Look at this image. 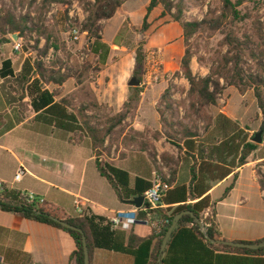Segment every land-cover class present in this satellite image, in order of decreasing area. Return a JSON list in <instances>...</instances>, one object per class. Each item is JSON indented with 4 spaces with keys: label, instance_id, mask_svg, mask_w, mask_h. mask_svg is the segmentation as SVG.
<instances>
[{
    "label": "crops",
    "instance_id": "1",
    "mask_svg": "<svg viewBox=\"0 0 264 264\" xmlns=\"http://www.w3.org/2000/svg\"><path fill=\"white\" fill-rule=\"evenodd\" d=\"M133 1L137 0L124 2L113 19L101 22L105 34L102 43L110 48V54L114 48L127 51V47L115 45L117 37L126 25L137 30L141 28L146 9L152 0H146L142 10L139 6L132 5ZM162 11L161 6L157 7L152 13L151 21ZM108 28L111 30L109 40L106 37ZM148 42L151 46L149 50L161 52L165 68L175 64L176 69H180L185 54V42L179 24L172 23L160 27L157 32L149 35ZM22 55L14 52L13 43H0V70L5 61L12 60L15 72L20 73L26 59L31 56ZM97 59L100 61L98 57ZM123 61L115 70V74L121 79L131 76L128 74L130 65L128 71L122 74L120 68ZM108 72L106 69L101 74L105 76ZM4 82L0 77V185H4L8 191H23V179L16 182L17 174L14 178H8L2 173V168L9 162L14 165L16 173L24 169L26 174L33 175L45 185V189L32 193L43 197L48 204L61 207L71 218L79 219L75 212V203L78 201L85 205L89 216L106 219L119 211L139 210L138 215L144 211V206L137 209L129 205L128 201L123 202L107 179L99 173L93 142L84 132H65L66 136L59 140L53 139V134L48 136V130L39 127L33 136L45 138L46 142H49L46 147L54 150L61 142L60 147L66 148L67 154L56 160L53 168H39L41 176L32 173L27 161L17 152L22 151L23 154L30 147L21 142L11 148L5 137L18 128L35 125L39 120L49 125L51 130L57 127L48 124L43 117L37 120V115L27 109L23 114L17 103L9 104V93L3 86ZM166 89V83H161L159 93H153L152 90L140 93L137 107L121 126L114 128L113 134L106 137V150L99 157V161L128 172L132 188L136 178H143L152 183L156 174L171 184L169 195L164 198L156 212L164 210L172 214L179 207L193 206L209 198L211 207L204 210L201 217L209 215L210 219L214 220L222 241H263L264 190L261 189L260 179L264 176V169H261L264 167V137L263 143L258 145L248 163L241 168L238 166L244 145L252 143V138L263 126V117L256 99L254 98L253 104L248 105L246 99L250 93H238L241 96L239 102L232 100L233 95L237 93H223L218 104L207 109L211 122L206 128L205 123L200 120L196 125L174 124L167 117L169 113L173 114V111H161L164 108L161 104L165 101ZM60 94V99H69L71 108L75 111L90 100V93ZM91 94L104 113L116 117L124 111L133 93H124L123 90ZM187 95L188 93H175L173 98H186ZM251 107L253 111L249 109ZM172 108L177 109L175 106ZM180 110L182 113V108ZM93 113L91 110L86 112L89 116ZM142 144L146 147L144 150L141 149ZM194 173L196 181L191 186ZM233 182L235 186L226 197L225 194ZM191 189L197 199L184 202L185 195L190 197ZM236 196L238 200L233 201ZM214 212L215 216L212 218ZM154 216L149 215L145 220H139L129 231H120L125 233L127 245L137 248L142 241L153 235ZM156 246L155 241L152 253H155ZM74 251L75 243L69 234L0 209V264H77L71 259ZM96 251L97 259L94 257ZM165 252L161 255L160 251L156 264H161ZM91 264H134V259L129 255L95 249L92 251ZM257 264H264V257L259 258Z\"/></svg>",
    "mask_w": 264,
    "mask_h": 264
},
{
    "label": "trees",
    "instance_id": "2",
    "mask_svg": "<svg viewBox=\"0 0 264 264\" xmlns=\"http://www.w3.org/2000/svg\"><path fill=\"white\" fill-rule=\"evenodd\" d=\"M128 0H96L94 4H89V17L87 23L83 26V33L89 37V48L94 57H98L102 63H106L110 48L102 43L100 36L102 21L111 20L115 17L117 11ZM220 8L218 10H209L208 15L201 21H184V2L174 3L172 0H152L146 9V16L139 33L144 36L154 34L162 26L177 23L183 30L185 47L199 32L209 33L210 37L216 34L222 36L220 46L223 48L219 55L212 60L210 73L206 77H197L193 74L191 65L193 54L189 48H185V54L181 61V68L184 71L185 78L190 84L189 98L193 100L192 109L196 110L202 120L210 125L211 117L208 110L216 106L222 98L223 93L228 88H235L241 95L248 91H253L259 110L263 117L264 129V22L261 17L252 16L250 13H243L241 7L245 0H219ZM51 3H58L60 6V20L65 24L68 19V9L70 3L64 0H44V6ZM161 6L162 13L151 21L154 10ZM30 17L18 18L10 9H0V43H10L9 35H17L18 38H27L29 34L36 33L38 38H45L47 45L39 55L34 58L29 56L20 73H16L13 68L12 60L3 63L0 70V77L5 81L4 88L9 95V104L17 103L21 107L25 106L28 112L46 119L48 124L56 125L57 129L71 134L86 133L93 142V149L97 156V168L99 173L107 179L116 194L123 202L131 201L137 197L144 196L145 192L152 187V183L143 178H136L134 187H131L130 174L109 163H101L99 157L104 150L105 139L113 134L116 126H121L127 116L137 107L141 88L132 89V96L126 103L124 111L116 117L105 116L104 122L98 119L97 110H103L98 105L92 94L89 95L85 106L75 111L72 109L68 98H61L58 91H51L49 87L62 88L66 83L77 79V76L71 72L62 73L54 68H47L43 58L48 54L49 43L53 39V34L38 26L30 27ZM244 25L246 28L237 29L238 25ZM127 26V25H126ZM123 28L115 45L122 47L121 41L124 38ZM145 42H141L137 49L136 68L134 74L142 75L140 66L142 64L143 48ZM39 40L36 42L34 51L38 50ZM58 45V44H57ZM53 45L56 51L59 46ZM30 47H26L29 52ZM61 64V63H60ZM58 66V64H57ZM89 70V68H85ZM78 76H84L82 69ZM48 87V88H47ZM167 94V93H166ZM165 97V96H164ZM167 109L172 110V105L168 104ZM94 113L89 116L87 111ZM99 122V123H97ZM101 122V123H100ZM145 145H141L144 150ZM149 148V147H148ZM258 149V145L248 143L240 154L238 166L241 168L248 163L250 156ZM153 157V154H151ZM236 178V176H235ZM196 181L195 173L193 175L191 186ZM171 185V184H169ZM261 189L264 190V176L260 179ZM235 182L227 190V197L233 190ZM171 191V190H170ZM167 193L166 197L169 195ZM188 199L196 200L191 189L190 197L185 195L184 202ZM211 207L209 198H205L195 205H187L177 208L172 214L168 211H150L144 205V211L139 213L138 219L145 220L149 215H155L153 224L157 229H153V235L142 241L137 248L126 244V235L120 231H113L108 220L103 217L85 216L84 218L74 219L69 217L66 212L53 204L29 205L20 196V192L8 191L5 189L0 193V209L7 213H12L23 217L24 219L47 225L59 229L71 236L75 243V251L71 259L77 264H85L83 235L78 231H73L63 227L60 222L81 229L86 237L90 252V264L93 250H104L109 252L129 255L134 259V264H156L159 257L163 241L171 227L174 218L185 211H192L200 219L204 210ZM215 212L212 218H214ZM166 220L170 225H164ZM212 225L208 229V237L212 241H222L220 234L216 229L213 219L209 220ZM157 242L155 253H152L154 242ZM263 241H257L249 244H259ZM264 257V248L257 251L248 249H238L225 245H214L210 243L200 232L195 219L191 216H184L176 229L174 230L161 264H257L259 258Z\"/></svg>",
    "mask_w": 264,
    "mask_h": 264
},
{
    "label": "rangeland",
    "instance_id": "3",
    "mask_svg": "<svg viewBox=\"0 0 264 264\" xmlns=\"http://www.w3.org/2000/svg\"><path fill=\"white\" fill-rule=\"evenodd\" d=\"M70 3L68 9V19L65 24L60 20V6L58 3H51L44 6V0H0V9L8 10L10 9L18 18L29 16L30 17V27L38 26L39 28L47 29L53 34L52 41L48 44L49 51L48 54L43 58V62L47 68H54L56 70L62 71V73L71 72L77 76V79L70 81L65 84L62 88L49 87L51 91H58V93H115L118 91L124 90V93H132V89L128 86L130 79L135 75L134 71L136 68V57L138 46L141 42H145L143 48V57L140 70L142 72L141 77L137 76L142 81V86L140 87L142 91L152 90L153 93H159V84L166 83L167 89L165 93V101L161 104L164 108L161 111H167L168 104H171L173 114H168V118L174 123H186L189 125L198 124L199 120L207 125L206 121L202 120L200 115L197 114L196 110L192 109L191 105L193 100L189 98L190 84L185 78L184 71L181 68L177 70L175 64L172 67H166L163 62L164 70L167 73L171 74V77L164 79L158 83H152L148 85L145 79V73L148 65V50L151 48L149 46L148 37L144 36L142 33H139V30L136 28L126 26L124 30V38L120 42L122 46L127 47V51L118 50L114 48L113 52L110 54V57L106 63H102L96 57L91 55L86 58L84 61L81 60V53L87 49L89 44V37L87 33H83V26L87 23V19L90 15L89 13V4H94L96 0H64ZM174 3L184 2V21L194 22L203 20L209 13V10H218L220 8L219 0H172ZM234 2L238 0H233ZM146 0H137L131 2L132 5L139 6L142 10L143 4ZM139 9V10H140ZM242 12L250 13L252 16H258L262 18L264 22V0H245V4L241 7ZM71 15V16H70ZM102 27V24L100 23ZM78 28L82 37L80 41H74L72 39V30ZM246 27L242 24L238 25L237 29H245ZM103 29V28H102ZM100 36L105 39L104 31ZM111 36V30L108 28L106 37L109 40ZM1 39V36H0ZM11 39L10 43L20 42L23 45V55L31 54L34 58L39 55V52L43 51L47 45L45 38H38L36 33H31L27 38L20 39L18 38L15 41L12 38V35H9ZM39 40L38 50L34 51L36 47V42ZM222 42V36L219 34L214 35L213 37L209 36V33L201 31L192 40L188 43L187 47L191 50L193 54V60L191 69L195 76L197 77H206L210 73V67L212 66V60H214L219 52L223 50L220 46ZM59 46V51H56L53 45ZM26 47H30L29 52H26ZM150 47V48H149ZM90 49V48H89ZM155 50V49H151ZM92 52V51H91ZM162 56V54H161ZM124 59V61H123ZM120 68L122 74L126 73L129 69L130 77L119 78L120 76L115 74L116 68L121 64ZM174 62V61H173ZM61 63V64H60ZM58 64V66H57ZM107 64V67L105 65ZM89 70H85V68ZM84 76L79 77L78 75L83 72ZM108 69V74L103 76L101 72ZM79 73V74H78ZM128 75V76H129ZM167 93V94H166ZM175 93H188L186 98L176 97L173 98ZM224 93H237L233 95V101L239 102L241 96L239 92L231 87L228 88ZM250 96L246 99L248 105L253 104L255 98L254 92L248 91ZM76 104V103H75ZM79 105V103H77ZM182 108V113L181 109ZM18 109L25 114L27 112L25 106L18 105ZM253 111L252 107L249 108ZM105 112V111H104ZM103 110H97L96 115L101 122H104L103 119L107 116ZM208 113V112H207ZM166 114V113H165ZM209 115V113H208ZM100 122V123H101ZM99 123V122H97ZM39 127L48 130V136L51 137L53 134V139H63L66 136V133L59 129L51 130L49 125L43 124L42 121L36 122L35 125H29L25 128H18L13 133L5 137V141L9 142L11 148H15L19 143L28 145L30 148L27 152L22 154V151H17L20 156H22L28 163V168L32 173L37 176H41L39 173V168H53L56 165L57 161L62 156L67 154L66 148L60 147L58 144L57 149H50L46 147L48 141L46 142L45 138H37L33 136L34 131L36 132ZM33 131V132H32ZM32 132V133H31ZM259 132V131H258ZM127 146V145H126ZM140 148V147H139ZM85 151V150H84ZM124 153V152H122ZM2 173L10 178L15 177L17 174L15 171L14 165L8 164L2 168ZM21 188L22 192H39L45 189V185L40 182L39 179L33 177L31 174H26L22 178ZM238 197L233 198V201H237ZM94 257L97 259L98 251L94 252Z\"/></svg>",
    "mask_w": 264,
    "mask_h": 264
},
{
    "label": "built area",
    "instance_id": "4",
    "mask_svg": "<svg viewBox=\"0 0 264 264\" xmlns=\"http://www.w3.org/2000/svg\"><path fill=\"white\" fill-rule=\"evenodd\" d=\"M1 8V5H0ZM71 16V15H70ZM72 39L74 41H80L82 37V33L78 28H74L72 30ZM90 44V42H88ZM89 44L87 45V49H83L81 53V60L84 61L86 58L93 55L91 50L89 49ZM13 50L17 54H23V45L20 42H14L13 43ZM148 65L145 73V79L146 82H148V85H151L152 83H158L163 81L164 79H167L171 77L170 73H167L164 70L163 67V58L161 56V52L157 50H148ZM261 169H264V167H261ZM26 174V170L21 169L17 173L15 177L16 182H20L23 178V176ZM171 190V186L169 183L164 181L159 175L156 174L153 182L152 187L149 188L145 194H144V205L148 207V210L150 211H156L159 209L162 205V202L164 198L166 197L167 193ZM5 191V186L0 185V193H3ZM20 196L23 200H25L29 205H46V201L43 197H40L34 193H28V192H20ZM138 211H131V212H124L119 211L115 212L111 215V217L108 220L109 225L111 226V229L113 231H129L131 230L135 225L138 224ZM75 212L79 218H84L85 216H89L87 209L85 208V205L78 201L75 203ZM208 212H210L208 210ZM200 220L204 227L200 228L198 225L200 232L204 235L208 233V229L211 228L212 223L209 221L210 216L207 215L206 217H200ZM197 224V223H196ZM164 225L168 226L170 225V221L166 220L164 222ZM153 229H157L156 225L153 224Z\"/></svg>",
    "mask_w": 264,
    "mask_h": 264
},
{
    "label": "water",
    "instance_id": "5",
    "mask_svg": "<svg viewBox=\"0 0 264 264\" xmlns=\"http://www.w3.org/2000/svg\"><path fill=\"white\" fill-rule=\"evenodd\" d=\"M12 38L17 41L18 40V36L17 35H13ZM128 86L130 88H140L142 86V81L136 76L134 75L129 83ZM263 137H264V129L261 128L259 132H257L254 137L252 138V143L256 144V145H261L263 143ZM144 196H140L137 197L131 201H128L127 203H129V205H132L134 207H136L137 209H141L144 206ZM184 216H191L195 219V222L197 223V225L202 228L204 227L201 220L199 218H197L194 213L192 211H185L182 212L181 214L177 215L174 220L173 223L171 225V227L168 230V233L163 241V245L161 248V255L165 252L168 242L174 232V230L176 229V227L178 226L180 220L184 217ZM60 224L70 230L73 231H78L83 235V246H84V255H85V264H90V252H89V248H88V244L86 241V237L83 233V231L75 226L69 225L65 222H60ZM205 238L212 244L214 245H225V246H229V247H233V248H238V249H248V250H252V251H257L259 249H263L264 248V240L262 243L259 244H249V243H235V242H227V241H212L210 240V238L208 237L207 234H204Z\"/></svg>",
    "mask_w": 264,
    "mask_h": 264
}]
</instances>
